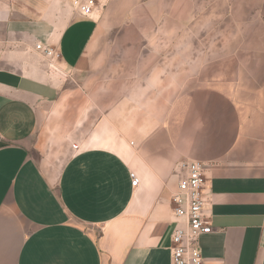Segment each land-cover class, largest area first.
<instances>
[{"label":"crops","instance_id":"obj_1","mask_svg":"<svg viewBox=\"0 0 264 264\" xmlns=\"http://www.w3.org/2000/svg\"><path fill=\"white\" fill-rule=\"evenodd\" d=\"M104 2L0 0V264H171L193 160L204 264H264V71L187 67L185 42L146 36L145 0Z\"/></svg>","mask_w":264,"mask_h":264},{"label":"rangeland","instance_id":"obj_2","mask_svg":"<svg viewBox=\"0 0 264 264\" xmlns=\"http://www.w3.org/2000/svg\"><path fill=\"white\" fill-rule=\"evenodd\" d=\"M137 6L153 11L139 21L149 39L170 42V52L185 42L187 67L200 60L203 71L217 67L218 78L233 83L264 71V0H145Z\"/></svg>","mask_w":264,"mask_h":264},{"label":"built area","instance_id":"obj_3","mask_svg":"<svg viewBox=\"0 0 264 264\" xmlns=\"http://www.w3.org/2000/svg\"><path fill=\"white\" fill-rule=\"evenodd\" d=\"M77 11L90 16L99 7L101 0H71ZM47 54L53 49L43 48ZM76 147V145H74ZM186 174L180 179L178 189L172 196L174 216L177 220L171 236V264H204L199 246L202 235L212 231L211 219L205 211L204 188L206 184L205 164L193 160L185 163ZM131 183L138 186L140 179L133 171L130 172Z\"/></svg>","mask_w":264,"mask_h":264}]
</instances>
